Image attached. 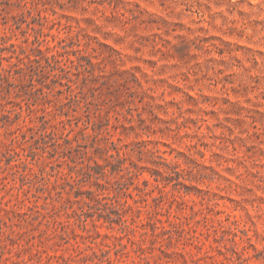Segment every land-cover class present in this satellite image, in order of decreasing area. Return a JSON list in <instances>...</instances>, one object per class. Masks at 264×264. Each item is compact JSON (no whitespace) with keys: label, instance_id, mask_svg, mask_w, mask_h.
<instances>
[{"label":"rangeland","instance_id":"obj_1","mask_svg":"<svg viewBox=\"0 0 264 264\" xmlns=\"http://www.w3.org/2000/svg\"><path fill=\"white\" fill-rule=\"evenodd\" d=\"M0 264H264V0H0Z\"/></svg>","mask_w":264,"mask_h":264}]
</instances>
